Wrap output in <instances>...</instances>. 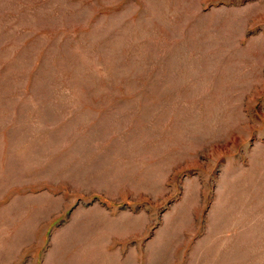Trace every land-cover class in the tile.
<instances>
[{
	"label": "rangeland",
	"instance_id": "1",
	"mask_svg": "<svg viewBox=\"0 0 264 264\" xmlns=\"http://www.w3.org/2000/svg\"><path fill=\"white\" fill-rule=\"evenodd\" d=\"M0 264H264V0H0Z\"/></svg>",
	"mask_w": 264,
	"mask_h": 264
}]
</instances>
